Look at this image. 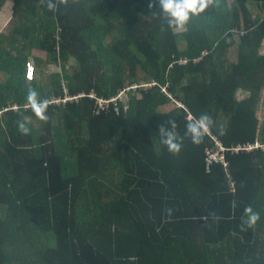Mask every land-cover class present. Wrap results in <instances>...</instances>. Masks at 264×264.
Returning <instances> with one entry per match:
<instances>
[{
    "label": "trees",
    "instance_id": "trees-1",
    "mask_svg": "<svg viewBox=\"0 0 264 264\" xmlns=\"http://www.w3.org/2000/svg\"><path fill=\"white\" fill-rule=\"evenodd\" d=\"M12 1L0 33V264H264V17L250 7L264 0H214L185 31L162 27L152 0ZM33 50L46 55L37 67L47 57L61 71L30 79ZM201 113L227 148L263 146L227 150L210 171L209 134L170 153L159 126L174 120L184 136ZM249 205L260 219L242 231Z\"/></svg>",
    "mask_w": 264,
    "mask_h": 264
},
{
    "label": "clouds",
    "instance_id": "clouds-1",
    "mask_svg": "<svg viewBox=\"0 0 264 264\" xmlns=\"http://www.w3.org/2000/svg\"><path fill=\"white\" fill-rule=\"evenodd\" d=\"M47 8L55 11L57 4H53L51 0H46ZM60 4H67L68 0H58ZM214 0H152L149 8H157V15L161 21V26L167 27L173 31H185L186 26L192 16H198L203 13ZM39 93L35 89H29L26 97L27 103L38 119L47 121L48 116L46 110L48 107L47 100H40ZM169 126L162 124L159 126L160 142L166 146L167 150L173 155H178L181 151L183 140L190 139L193 144H201L206 135H208L214 126L213 118L207 113H201L198 117H193L186 122L184 136L176 131L177 125L174 120L167 121ZM18 130L27 135L30 129L23 121H18ZM221 134L223 130L220 129ZM235 206V205H233ZM169 214L171 209L168 210ZM244 217L240 224L241 230L253 228L260 219V213L254 211L249 205L244 208Z\"/></svg>",
    "mask_w": 264,
    "mask_h": 264
},
{
    "label": "rangeland",
    "instance_id": "rangeland-1",
    "mask_svg": "<svg viewBox=\"0 0 264 264\" xmlns=\"http://www.w3.org/2000/svg\"><path fill=\"white\" fill-rule=\"evenodd\" d=\"M228 2L231 4L233 2V0H228ZM12 4H13L12 0H6L5 3L3 4V6L0 8V33L1 32H8L10 30V21L12 19ZM250 7L255 14H259L261 17H264V10L260 9V7L257 6V4L252 3L250 5ZM32 52H33L32 56H31L32 59L29 63V69H30L29 70V78L30 79L37 78L38 80H43L50 73L61 71L60 65L55 64L54 62H52L50 60H47V57L45 58L44 64L40 67H37L35 62L33 61V56L34 55H42L44 57L46 55H44L39 50H33ZM261 52L264 53V41H263V45L261 48ZM230 57L232 60L237 59V49L235 47L230 51ZM70 62L72 64L73 60H71ZM1 77L6 78L7 73L0 71V78ZM163 90L171 96V93L168 90L167 86L163 87ZM119 94H120L119 95L120 98H122L123 101L128 103V100H129L128 90L127 91L122 90ZM245 94H246L245 92L241 91V92H239L238 95L240 97H244ZM176 104L177 103H175V102H171L170 105L166 106L165 108H167V109L171 108V107L173 108ZM259 116H260V119L263 121L264 120V90L262 91V97H261V101L259 104Z\"/></svg>",
    "mask_w": 264,
    "mask_h": 264
},
{
    "label": "built area",
    "instance_id": "built-area-1",
    "mask_svg": "<svg viewBox=\"0 0 264 264\" xmlns=\"http://www.w3.org/2000/svg\"><path fill=\"white\" fill-rule=\"evenodd\" d=\"M152 84L155 83H149V84H144V86H151ZM138 85H134L133 87H137ZM125 91V90H124ZM116 100V97H112L108 100L106 99H99V105L101 107H104L106 104H108L110 101ZM190 119L193 118L192 115L189 117ZM210 136L213 137V139L216 141V146L215 147H210L207 148L206 150V169L207 171L211 170V167L214 163H222L224 166H227V160H226V151L231 150V151H240V150H251L253 148L263 146L259 142L255 143H250V144H245V145H236L230 148H227L224 146L218 139L217 137L212 133V130L209 133ZM232 186L234 185L233 182H231Z\"/></svg>",
    "mask_w": 264,
    "mask_h": 264
}]
</instances>
